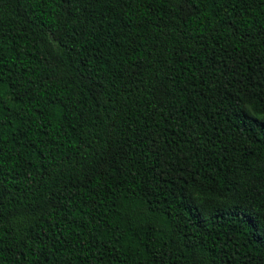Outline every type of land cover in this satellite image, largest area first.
Wrapping results in <instances>:
<instances>
[{
	"label": "trees",
	"instance_id": "1",
	"mask_svg": "<svg viewBox=\"0 0 264 264\" xmlns=\"http://www.w3.org/2000/svg\"><path fill=\"white\" fill-rule=\"evenodd\" d=\"M0 264H264V0H0Z\"/></svg>",
	"mask_w": 264,
	"mask_h": 264
}]
</instances>
